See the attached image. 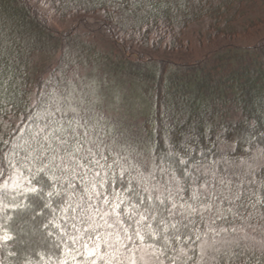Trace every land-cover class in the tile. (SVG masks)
Listing matches in <instances>:
<instances>
[{"label":"trees","instance_id":"obj_1","mask_svg":"<svg viewBox=\"0 0 264 264\" xmlns=\"http://www.w3.org/2000/svg\"><path fill=\"white\" fill-rule=\"evenodd\" d=\"M87 13L103 17L102 30L119 43L116 50L104 52L89 41L77 48L86 31L59 34L51 28L53 16ZM261 29L264 0H0V264H106L107 257H87L83 244L91 247L96 235L120 231L117 215L131 235L138 217L129 219L136 202L129 190L147 185L149 191L140 192L147 197L159 194L153 186L174 185L172 169L180 179L185 168L172 163L177 158L191 160L189 171L198 162L197 175L205 174L209 190H239L243 200L236 204L246 206L243 216L233 218L227 211L233 206L220 204L225 218L211 223L226 232L205 227L207 212L205 222L193 217L200 234L222 250L236 240L243 246L236 258L206 257L204 264H264V203L251 206L264 200V37L242 44ZM192 41L212 52L194 61L144 52L186 51ZM41 56L57 59L48 79L36 82ZM132 88L146 106L137 103L144 118L127 125L108 109L126 106ZM61 127L69 129L63 133L66 145L59 133L37 141L40 128L51 134ZM135 143L140 152L131 155L133 168L119 145ZM221 179L228 185H220ZM180 195L187 200L191 193ZM88 214L95 217V231L84 219ZM30 215L38 217L34 228L46 243L27 251L18 246V234L26 225L20 219ZM199 243L191 245L196 257ZM126 244L120 249L123 264L132 254L131 242ZM109 251L101 244V255Z\"/></svg>","mask_w":264,"mask_h":264},{"label":"snow or ice","instance_id":"obj_2","mask_svg":"<svg viewBox=\"0 0 264 264\" xmlns=\"http://www.w3.org/2000/svg\"><path fill=\"white\" fill-rule=\"evenodd\" d=\"M47 127H51L50 125ZM69 129L53 128L51 134L48 133L45 128H40L36 133V139L42 137L45 141H50L52 137L59 133L58 139L61 144H67L68 141L63 139V133ZM73 140L76 137L73 136ZM43 149V145L41 146ZM64 152L68 154L69 157L73 155L71 149L65 147ZM55 152V150H52ZM75 151H80L79 144L75 148ZM90 151V150H89ZM61 161L64 157H60ZM87 159V157H85ZM55 156L53 157V161ZM73 163L77 167H84L85 165L80 163L79 160H73ZM99 163V161H95ZM172 163L184 165L185 168L180 170V179H177L176 170L172 169L171 179L175 181V184H166L163 188H158L153 186L152 191H156L159 194L155 196H142L140 192H148L149 188L144 185L140 192L135 189H130V194L135 192L136 202L131 205L132 214L129 219L138 217L135 219V224L137 225L132 232L129 234V228L122 226V221L117 215L114 223L116 225H121V230L113 233L98 234L92 238V246L89 247L88 243L83 244L84 251L87 257H99L101 260L106 259V264H113L116 260L118 264H123V260L120 259L123 253L120 249L127 248L126 242H131V248L128 250L132 253H139V256L129 255L124 257L128 264H165V261H169L170 264H188L192 261V264H204L205 258L217 259L218 256H228L229 259H233L239 256L236 249L242 248L239 240L234 243H230L228 249L222 250L219 243L210 240L207 234L201 235L196 229L197 221L193 219L194 216H198L201 222H205L204 213H208V221L205 223V227L209 231H228L227 228H221L219 230L212 227L214 220L219 217L224 219L223 211L220 208L222 202H227L233 207L227 209L228 212L233 213V218L243 216L240 209H244L246 206L243 202L239 205L236 204L237 201L243 200V195L239 190H232L228 188V194L225 195L222 191L218 189L209 190V181L205 179V174L199 173L201 165L197 162L193 166V170L189 171L187 166L191 163L190 159L177 158ZM55 166V165H54ZM66 170V169H65ZM183 180L184 183L181 184L180 181ZM220 185L227 186L228 182L221 179L219 181ZM191 193L190 197L186 200L184 196H181V192ZM165 193L167 195H165ZM51 195V193H49ZM106 204L109 203L107 199L104 201ZM120 203L113 204L112 211L116 212L120 208ZM264 200L257 198L255 203L251 206L255 207L256 204H262ZM235 207L236 211L233 210ZM85 212L87 210H84ZM128 211V209H126ZM108 213L104 212L103 216H107ZM103 216L101 218H103ZM264 218V217H262ZM85 221L88 222L92 228V231L96 229L95 217L88 214L84 217ZM108 228H112L113 224L108 223L107 220L104 221ZM121 231L123 233V239H121ZM231 231L235 233L237 229L232 227ZM110 237H114L111 239ZM6 239H10L6 237ZM247 239V237H244ZM194 241H199V255L196 257L194 254L196 249L191 247ZM75 243V239H73ZM138 242V243H137ZM101 244L105 245L111 251L100 254ZM264 252V247L261 249ZM63 264V262H62ZM92 264H96L93 260Z\"/></svg>","mask_w":264,"mask_h":264},{"label":"rangeland","instance_id":"obj_3","mask_svg":"<svg viewBox=\"0 0 264 264\" xmlns=\"http://www.w3.org/2000/svg\"><path fill=\"white\" fill-rule=\"evenodd\" d=\"M51 28L54 29V31L58 32L59 34H65L66 32H68L69 30H72L73 28H79L82 31H86L88 34V37L86 38L85 41H83V43H78V47L80 48L81 46H85L87 41L89 42H93L97 44V47L99 49H102V51L107 52V51H112V50H116V46L118 47V42L115 41L114 39H112L109 34L107 33L108 31L106 30H102V23H103V17L100 14H69V15H64L62 17H52L51 18ZM91 33V34H90ZM264 37V30L261 29L260 33L258 34L257 38H253V40H249V41H243L242 44H248V43H253V41H256L258 38H263ZM191 49L186 50V51H179V52H170V51H144L145 53L147 52L149 54V56L153 57V58H161V57H167V58H171V59H175V60H179V59H184L186 61H194L195 59H199L202 58L203 56H205L207 53L209 54L210 52H212L213 48H209L207 46H204L202 48H198V46H196V43H193V41L191 42ZM120 46V45H119ZM121 47V46H120ZM57 58H49L47 56H41L39 58V66L38 68H36L35 71V76H34V80L36 82H39L40 80H47L49 77V70L52 68V66L54 67V63L56 62ZM99 59V58H98ZM97 59V64L95 63V66L99 67L100 66V59ZM92 66V65H91ZM83 76L85 74L81 73ZM41 89V88H40ZM132 90H134L132 88ZM48 88L45 85L44 87H42V94L47 93ZM118 92L120 93V89H118ZM128 92H131L130 90ZM135 92V95L132 96L131 100L128 99L126 106L123 107H119L120 110L115 109V108H109L108 109V114L111 116H114L115 118L121 117L122 119H126L127 125L130 123L129 120H134V119H138L139 121L142 120V118H144V115L142 116H138L140 115V113L138 112V110L136 109L137 103H140L141 100H145L144 98L139 96V93ZM122 94V92H121ZM127 93H125V96H123L124 98H126ZM111 103V102H110ZM144 104H142L141 101V105H145L146 102H143ZM125 104V103H124ZM146 106V105H145ZM115 107V106H114ZM124 108V109H123ZM128 130V129H127ZM116 143V142H114ZM136 144L133 146H126V145H119L117 144V146L119 145V148L124 152V158L127 160L126 164L127 166H132L134 168V166H136L135 160L131 157L132 154H135L137 156H139V152L136 149ZM128 147V148H127ZM129 164V165H128ZM259 162H254L252 164V166H258ZM29 215V214H28ZM25 219V220H24ZM38 219V217H36V215H30L28 219L26 218H21L20 221H25L23 224L26 223L25 226H23L18 234V246H20L21 248L25 247L27 251H30L29 247L32 246L33 244H38L37 246H41L43 244L46 243V240L43 238L42 234H40L39 232H37V228L35 231V223L38 221L36 220ZM27 221V222H26ZM34 223V224H33ZM34 248V247H33ZM31 248V249H33ZM26 251V252H27ZM136 255L137 257L139 256V253H132L131 255Z\"/></svg>","mask_w":264,"mask_h":264}]
</instances>
